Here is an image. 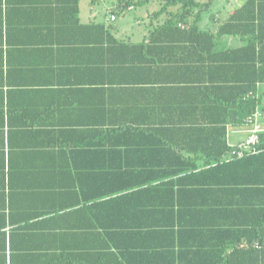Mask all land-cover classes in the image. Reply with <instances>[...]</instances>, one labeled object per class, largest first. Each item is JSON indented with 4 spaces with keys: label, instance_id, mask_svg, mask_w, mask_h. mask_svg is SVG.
I'll return each instance as SVG.
<instances>
[{
    "label": "crops",
    "instance_id": "obj_1",
    "mask_svg": "<svg viewBox=\"0 0 264 264\" xmlns=\"http://www.w3.org/2000/svg\"><path fill=\"white\" fill-rule=\"evenodd\" d=\"M246 1L215 0L192 28L160 27L166 14H155L157 1L117 14L119 0H0V235L8 260L181 264L178 244L162 257L159 233L123 230L144 216L117 200L139 181L160 185L162 163L179 161L162 155L170 143L159 136L168 132L204 180L201 212L191 219L200 223L204 259L264 264V166H218L249 136V125L228 119L237 91L264 68V27L260 47L247 40L251 27L219 28ZM254 97L264 108V80ZM219 127L230 150L215 158L201 149L223 148L208 135Z\"/></svg>",
    "mask_w": 264,
    "mask_h": 264
},
{
    "label": "trees",
    "instance_id": "obj_2",
    "mask_svg": "<svg viewBox=\"0 0 264 264\" xmlns=\"http://www.w3.org/2000/svg\"><path fill=\"white\" fill-rule=\"evenodd\" d=\"M155 1L161 4V9L155 14L158 16L166 14L164 22L159 25L160 27H180L182 26L181 24H184L186 27L197 28L199 26L198 22L211 10L215 0L206 2L200 0H119L114 11L118 14L131 5L139 6ZM263 5L264 0H247L237 12L228 17L227 20H224L219 25V28L227 29L231 32H239V30L251 27L254 37H248V42L253 46H262L263 38L259 35L258 30L260 31L264 27L259 24V22L264 20L261 14ZM249 10L251 14L243 17L242 13ZM257 54V62L260 65L262 64L259 55L260 51ZM254 72L255 74L250 81L248 78L246 79L247 85H242L241 90L236 93L238 99L234 101V106L237 112L233 120L228 119L233 124L248 125L247 119L253 115L255 110L257 108L264 109L259 105L260 101L258 98L254 97L257 83L264 80V68L259 66V69H255ZM219 128L211 130L208 135L212 140H223V148L220 142L219 152L216 145L210 149H201L210 150L215 158L230 150L226 139V128ZM172 135V133L164 132L159 136L161 142L170 143V145L162 147V150H164L162 155L164 157L177 156L179 158V161L176 162L162 163L160 174L161 178H163L162 183L145 187V180L139 181L137 184L141 187H134L138 188V190L133 191L129 195L119 198L115 197L118 198V201L126 204L131 214L144 216L140 223L128 225L123 230H130L133 235L134 233H143L150 239L156 233H159L162 237L160 251V256L162 257H173L175 255L173 251L175 249L174 244H178V247L183 250L179 253L183 252L182 256H180L181 264H233L230 259H220L209 263L203 257L204 244L200 240L202 232L200 223L191 219H196L200 215V205L202 203L200 191L204 180L201 177V171L198 173L194 172V169L197 168L195 163L190 162L183 155L181 150L186 147L173 145L170 141ZM259 138L260 142L257 148L262 150L264 149V129L259 133ZM249 163L252 164H250L251 166H264V152L247 153L243 156H238L235 153L230 161L223 162L218 166L231 172L237 165H242L246 171ZM175 176L179 177L174 178ZM123 227L125 228V225ZM121 228L122 226L120 229L114 230H121ZM188 237L191 239L189 243L185 241ZM148 247H152V244H146L145 248ZM184 255H189L192 258L184 261ZM66 260L71 261L70 259ZM18 263L20 261H16L13 257L10 260L7 259V242L5 237L0 235V264ZM170 264H174V262L172 261Z\"/></svg>",
    "mask_w": 264,
    "mask_h": 264
},
{
    "label": "built area",
    "instance_id": "obj_3",
    "mask_svg": "<svg viewBox=\"0 0 264 264\" xmlns=\"http://www.w3.org/2000/svg\"><path fill=\"white\" fill-rule=\"evenodd\" d=\"M115 19V16H113ZM264 119V109L257 108L253 115H251L248 119V125H250L249 136L238 144L237 147V155L243 156L247 153H259L264 152V149H258V144L260 142L259 133L263 130L260 120Z\"/></svg>",
    "mask_w": 264,
    "mask_h": 264
},
{
    "label": "rangeland",
    "instance_id": "obj_4",
    "mask_svg": "<svg viewBox=\"0 0 264 264\" xmlns=\"http://www.w3.org/2000/svg\"><path fill=\"white\" fill-rule=\"evenodd\" d=\"M200 1H204V2H206V1H208V0H200Z\"/></svg>",
    "mask_w": 264,
    "mask_h": 264
}]
</instances>
